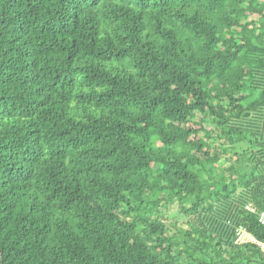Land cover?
Instances as JSON below:
<instances>
[{"label": "trees", "instance_id": "obj_1", "mask_svg": "<svg viewBox=\"0 0 264 264\" xmlns=\"http://www.w3.org/2000/svg\"><path fill=\"white\" fill-rule=\"evenodd\" d=\"M248 204L264 0H0V264H264Z\"/></svg>", "mask_w": 264, "mask_h": 264}, {"label": "built area", "instance_id": "obj_2", "mask_svg": "<svg viewBox=\"0 0 264 264\" xmlns=\"http://www.w3.org/2000/svg\"><path fill=\"white\" fill-rule=\"evenodd\" d=\"M246 210L255 215L258 223L264 226V211L258 210L254 205L248 204L246 206ZM234 243L237 246H245L249 244H255L264 249V245L260 243L255 237H253L248 230L243 227L239 226L235 229V239Z\"/></svg>", "mask_w": 264, "mask_h": 264}, {"label": "rangeland", "instance_id": "obj_3", "mask_svg": "<svg viewBox=\"0 0 264 264\" xmlns=\"http://www.w3.org/2000/svg\"><path fill=\"white\" fill-rule=\"evenodd\" d=\"M170 218H171V219H170L171 221H173V219H177V220H179V218H177V216H175V213H174V212H171V213H170Z\"/></svg>", "mask_w": 264, "mask_h": 264}]
</instances>
